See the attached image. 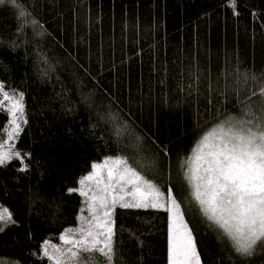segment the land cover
<instances>
[{"label":"trees","instance_id":"16d2710c","mask_svg":"<svg viewBox=\"0 0 264 264\" xmlns=\"http://www.w3.org/2000/svg\"><path fill=\"white\" fill-rule=\"evenodd\" d=\"M234 3H0V83L10 95L24 94L27 119L8 141L4 102L0 140L24 158L0 166V206L16 220L0 232V264H51L44 242L59 246L62 233L88 215L85 197L68 189H78L93 164L121 155L141 161L163 191L182 192L202 264H264V249L242 260L184 202L181 163L207 129L239 113L238 99L257 90L242 77L264 74V0ZM258 102L253 97L254 108ZM117 127L128 131L118 137ZM168 215L117 208L113 264H168ZM96 260L104 264L102 255Z\"/></svg>","mask_w":264,"mask_h":264},{"label":"snow or ice","instance_id":"6c2138e0","mask_svg":"<svg viewBox=\"0 0 264 264\" xmlns=\"http://www.w3.org/2000/svg\"><path fill=\"white\" fill-rule=\"evenodd\" d=\"M19 15L23 18L28 13L21 8ZM242 79L245 84L249 79L254 81L257 90H249L246 99H238V114L218 120L197 139L181 170L188 191L184 202L198 209L237 256L250 261L264 249V74L259 78L245 74ZM236 91L239 97V89ZM257 96L258 107L254 108L253 97ZM4 102H8L6 111L10 115L5 133L8 141H13L27 124L24 94L10 95L0 83V111L5 110ZM125 131L128 129L117 127L116 135ZM135 140L132 147L138 151L142 138L137 135ZM161 150L168 154L166 148ZM22 158L13 144L0 140V166ZM79 185L68 191H79L85 197L88 215L80 217L78 227L62 233L59 246L44 242L43 255L51 264H97V255L104 257V264H113L117 208L168 213V264H202L196 236L171 185L162 191L135 156L108 157L93 164ZM13 224L16 220L12 212L0 206V232Z\"/></svg>","mask_w":264,"mask_h":264},{"label":"rangeland","instance_id":"374dc122","mask_svg":"<svg viewBox=\"0 0 264 264\" xmlns=\"http://www.w3.org/2000/svg\"><path fill=\"white\" fill-rule=\"evenodd\" d=\"M103 162V161H102ZM102 162H100V163H102ZM96 164V163H95ZM91 171H92V169H91ZM90 171V172H91ZM89 172V173H90ZM89 173H87L85 176H87ZM84 176V177H85ZM153 181H155L154 179H153ZM162 190V189H161ZM163 191V190H162ZM173 192H174V194H176L177 195V197H178V199L180 200V202H181V207H182V209H183V204H182V192L180 191V190H178V191H176V190H173ZM186 219V218H185Z\"/></svg>","mask_w":264,"mask_h":264}]
</instances>
